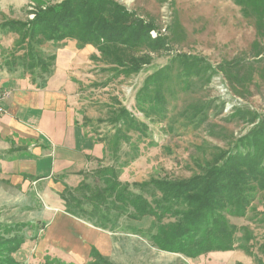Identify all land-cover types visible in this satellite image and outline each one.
Returning a JSON list of instances; mask_svg holds the SVG:
<instances>
[{"label":"rangeland","instance_id":"rangeland-1","mask_svg":"<svg viewBox=\"0 0 264 264\" xmlns=\"http://www.w3.org/2000/svg\"><path fill=\"white\" fill-rule=\"evenodd\" d=\"M60 1L0 0V73L47 81L57 68L63 70L72 84L68 91L75 98L78 124L104 146L97 167L114 166L122 181L160 203L164 222L179 220L188 210L187 200L157 182L208 180L205 176L229 149L235 150L238 139L259 122L264 125V14L258 1L116 0L153 21L152 38L165 40L166 49L163 45L164 50L149 54L138 72L102 59L93 44L67 39L29 45L3 26L10 19L33 18L29 11L37 4ZM90 170L82 171L81 181ZM32 188L24 191L0 177V223L26 224L20 234L27 242L15 254L24 264H39L47 254L88 264L93 248L115 264H192L193 258L153 245L154 217L131 221L123 216L114 229H97L106 236L100 242V236L91 235L88 224H94L80 218L78 223L89 230L83 231L88 254L81 259L66 248L50 247L43 242L54 219L47 203L57 198H46L38 184ZM244 194L251 203L242 215L234 213L238 204L233 199H224L221 209L237 227L236 249L202 255L193 264H264V190ZM73 225L66 221V227ZM137 227L143 232L135 233Z\"/></svg>","mask_w":264,"mask_h":264},{"label":"trees","instance_id":"trees-1","mask_svg":"<svg viewBox=\"0 0 264 264\" xmlns=\"http://www.w3.org/2000/svg\"><path fill=\"white\" fill-rule=\"evenodd\" d=\"M257 1L264 14V0ZM31 14L33 18L10 19L3 23L4 27L19 35L20 43L32 45L76 39L81 44L97 46L102 59L131 72L140 71L149 62V54L166 49L164 38H160L162 36H151V31L157 28L153 21L140 17L116 0L48 2L37 4L29 11ZM263 20H260L261 26H264ZM29 53L34 57V53ZM33 65L29 67L33 68ZM234 149L225 153L222 163L213 166L210 174L205 176L208 180L195 177L170 183L157 182L165 190L170 189L177 197L187 200L188 210L182 213L179 220L164 222L165 215L158 207L160 203L152 202L136 192L129 182L121 180L119 170L110 165H99L86 173L77 187H66L61 193L65 211L92 222L96 227L109 230L114 229L123 216L131 221L154 217L156 220L152 225L156 231L151 235L153 245L193 259L214 251L234 250L237 227L229 224L221 213L224 208L222 203L224 199L228 203L235 200L234 204L237 203L238 207L234 213L242 215L251 203L244 191L264 190L262 122L248 135L238 139ZM25 225L0 223V264H24L15 254L27 242L25 236L20 234L21 226ZM135 230L138 234L144 228L137 227ZM90 258L88 264H115L95 248ZM39 264L75 263L47 254Z\"/></svg>","mask_w":264,"mask_h":264},{"label":"crops","instance_id":"crops-1","mask_svg":"<svg viewBox=\"0 0 264 264\" xmlns=\"http://www.w3.org/2000/svg\"><path fill=\"white\" fill-rule=\"evenodd\" d=\"M62 71L57 68L47 81L22 74L15 77L8 70L0 73V90H10V95L1 102L4 111L0 114V177L22 185L24 191L38 184L39 192L46 198H57L47 203L54 219L51 233L43 242L50 247L66 248L69 255L81 259L88 254L84 245L88 235L83 231L89 230L78 223L80 218L65 211L60 193L67 186H77L84 170L96 169L105 150L78 124L72 105L75 98L68 91L72 84L61 75ZM66 221L75 224L72 229L66 227ZM88 226L94 229L90 231L92 236H100L99 242L105 241V234L97 232L99 227Z\"/></svg>","mask_w":264,"mask_h":264},{"label":"built area","instance_id":"built-area-1","mask_svg":"<svg viewBox=\"0 0 264 264\" xmlns=\"http://www.w3.org/2000/svg\"><path fill=\"white\" fill-rule=\"evenodd\" d=\"M10 95L9 89L0 90V114L4 111L1 102Z\"/></svg>","mask_w":264,"mask_h":264}]
</instances>
